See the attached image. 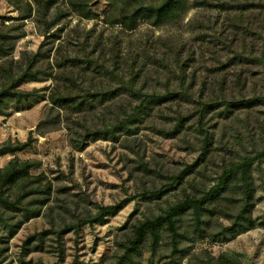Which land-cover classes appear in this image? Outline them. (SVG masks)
<instances>
[{"label": "rangeland", "instance_id": "374dc122", "mask_svg": "<svg viewBox=\"0 0 264 264\" xmlns=\"http://www.w3.org/2000/svg\"><path fill=\"white\" fill-rule=\"evenodd\" d=\"M58 6L65 14L49 32L60 35L51 43L57 48L51 52L52 61L89 58L104 66L100 73L93 66L87 70L85 87L116 88L118 79L106 67L123 78L129 77L130 67L142 68L135 88L185 95L155 105L150 116L135 123L132 133L118 131L114 138L93 140V133L114 122L115 113L130 111L137 103L125 88L83 115L51 104L49 90L65 88L58 74L22 84V90H38L39 102L29 108L8 102L0 115V142H25L31 133L30 145L15 155L32 163L30 173H44L52 194L41 214L7 240L0 264H114L139 222L164 214L186 197L200 198L218 187L226 169L264 149V100L229 110L223 102L264 96L260 68L249 61H232L223 12L193 7L176 26L141 23L125 31L118 24L105 23L110 8L105 0L90 3V19L65 10L60 2L45 15L33 11L20 19L19 6L0 0V28L24 32L12 55L1 60L2 66L12 60L17 67L23 52L37 51L44 40L41 33ZM247 23L262 29L264 12L250 13ZM73 71L77 78L81 65ZM182 77L185 83L180 88ZM204 103L206 109L200 112ZM12 157H0V167ZM247 179L252 189L249 202L241 172L235 169L204 208H190L175 218V245L163 226L156 241L145 237L133 261L264 264V158L251 160ZM122 202L102 221L86 222L101 207ZM244 210L248 220L238 221L236 228L250 224L252 228L233 234L230 229ZM67 226L71 229L59 233Z\"/></svg>", "mask_w": 264, "mask_h": 264}, {"label": "trees", "instance_id": "16d2710c", "mask_svg": "<svg viewBox=\"0 0 264 264\" xmlns=\"http://www.w3.org/2000/svg\"><path fill=\"white\" fill-rule=\"evenodd\" d=\"M94 0H10L12 5L19 6L20 19H26L31 14L43 13L45 15L58 2L65 6V10L76 11L81 17L90 19L89 5ZM109 5V11L106 13L104 21L109 24H118L123 30L131 31L136 29L141 23L150 24L156 28L165 26H176L184 16L193 7H200L208 10L218 9L224 15V32L231 38L233 47L232 61L242 60L249 61L260 68L264 76V26L262 29L254 28L247 23L249 14L259 10L264 12V0H105ZM22 7V9H21ZM53 19L47 23L41 35L44 36L43 42L35 52H23L21 62L15 67L12 60H8L6 66L0 63V115H3L8 107V102L13 101L16 105L27 104L28 108L34 103L39 102L37 96L38 90H22L20 86L30 81H45L49 77L58 74V77L64 80L65 88L50 89L48 99L51 104L59 109L72 108L79 113L89 114L93 112L99 104L105 100L114 98L119 94V90L125 88L132 95L137 103L131 107L130 111L123 110L122 114L115 113L114 122L109 123L103 130H98L92 134L93 140L107 139L109 136L114 138L116 132L125 131L132 133L137 121L145 116H150L155 105H161L176 98H183L184 93L166 89L163 93L156 91L144 92L140 88H135V81L142 68L135 71L133 68L128 69L130 75L123 78L115 74L108 67L106 70L110 76L118 79V86L113 89L100 90L85 87V76L88 69L92 66L95 73L102 72V64L94 63L93 60L81 59H63L52 61L51 52L54 46V39L59 38L58 33H49L51 28L58 23V20L65 14L61 7L55 8ZM24 36L23 31H17L7 26L0 28V62L2 59L10 57L15 48L16 41ZM249 40V41H248ZM51 44L49 47L46 45ZM236 59V60H235ZM7 60V59H6ZM82 61V64L80 63ZM6 61H4L5 63ZM114 64L117 63L115 59ZM119 62V61H118ZM81 65V72L74 76V69ZM71 68L68 71V68ZM116 67V65H115ZM69 72L66 74L65 72ZM139 72V73H138ZM95 76V75H94ZM94 78V77H92ZM128 79V81L124 80ZM240 80L239 76L237 78ZM180 88L185 83L184 78L179 80ZM240 82V81H239ZM80 89L76 90V87ZM183 96V97H182ZM182 100V99H181ZM264 100L263 95H256L249 98L223 101L226 109L245 108L257 104ZM205 103L200 109L203 112ZM203 110V111H202ZM201 117V115H200ZM110 125V126H109ZM110 129H109V127ZM108 127V128H107ZM32 134L29 133L28 140L25 142H0V156L11 154L13 157L8 163L0 167V263L5 260L4 253L7 251V240L12 237L18 229L31 218L41 214L43 207L49 202L52 194V184L45 177L44 173L32 174L30 161H21L15 154L23 151L30 145ZM264 158V149L254 157H246L241 163L233 164L226 169L220 176L218 187L213 188L200 198L195 196L186 197L180 203L170 207L164 214L157 215L154 218H147L134 227L133 236L129 238L128 243L124 246V252L117 258L114 264H139L133 261V256L139 252V248L146 236L152 240H157L159 229L166 227L171 236V241L175 245L177 240L176 217L190 208L200 210L212 200L216 193L223 188L231 172L240 170L242 180L245 184V200H251V186L247 179V172L252 159ZM192 167V166H191ZM235 168V169H234ZM122 203L104 206L99 211L86 219L87 223H96L103 220L107 212L117 211L121 208ZM249 204L247 203V206ZM240 218V219H239ZM231 227V232L237 234L252 228V224L236 227L241 223L247 222L245 210L236 219ZM250 220V219H249ZM250 223V221H248ZM71 226L64 227L59 233L66 232ZM238 230V231H237ZM60 237V235H59ZM180 264V263H177Z\"/></svg>", "mask_w": 264, "mask_h": 264}, {"label": "crops", "instance_id": "0c3cea01", "mask_svg": "<svg viewBox=\"0 0 264 264\" xmlns=\"http://www.w3.org/2000/svg\"><path fill=\"white\" fill-rule=\"evenodd\" d=\"M4 156V155H3ZM3 156H0V157H3Z\"/></svg>", "mask_w": 264, "mask_h": 264}]
</instances>
